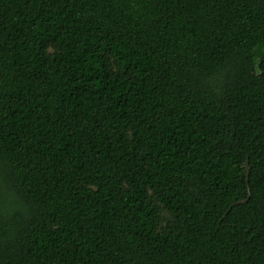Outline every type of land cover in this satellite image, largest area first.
<instances>
[{"label": "trees", "instance_id": "obj_1", "mask_svg": "<svg viewBox=\"0 0 264 264\" xmlns=\"http://www.w3.org/2000/svg\"><path fill=\"white\" fill-rule=\"evenodd\" d=\"M0 264H264V0H0Z\"/></svg>", "mask_w": 264, "mask_h": 264}, {"label": "water", "instance_id": "obj_2", "mask_svg": "<svg viewBox=\"0 0 264 264\" xmlns=\"http://www.w3.org/2000/svg\"><path fill=\"white\" fill-rule=\"evenodd\" d=\"M244 168H245V170H246V173H245V175H246V177H247V161L245 162V164H244ZM241 202H243V201H241Z\"/></svg>", "mask_w": 264, "mask_h": 264}]
</instances>
